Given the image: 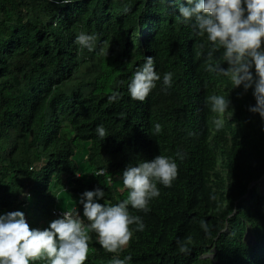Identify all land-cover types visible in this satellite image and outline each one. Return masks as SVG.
Instances as JSON below:
<instances>
[{
  "label": "trees",
  "instance_id": "obj_1",
  "mask_svg": "<svg viewBox=\"0 0 264 264\" xmlns=\"http://www.w3.org/2000/svg\"><path fill=\"white\" fill-rule=\"evenodd\" d=\"M174 12L164 0H0V211L21 209L44 227L52 207L78 210V195L98 183L106 203L125 199L126 164L180 151L171 186L157 183L147 212L129 208L144 230L130 226L115 253L92 235L85 264L125 255L128 264H264V121L247 111L251 90L231 91L229 77L207 70L222 49L208 57L211 44ZM80 32L96 37L94 51L75 43ZM146 56L172 82L134 101L127 84ZM214 94H229L232 116L206 106Z\"/></svg>",
  "mask_w": 264,
  "mask_h": 264
},
{
  "label": "clouds",
  "instance_id": "obj_2",
  "mask_svg": "<svg viewBox=\"0 0 264 264\" xmlns=\"http://www.w3.org/2000/svg\"><path fill=\"white\" fill-rule=\"evenodd\" d=\"M58 2L71 4L73 0ZM164 2L175 10L174 15L182 25H187L196 35L204 36L211 44L208 57L222 49V62L209 63L207 70L229 77L233 85L231 91L239 88L242 93H247L251 90L254 103L247 106V111L258 114L264 121V0ZM75 43L92 52L96 37L80 32L75 36ZM156 81H162V88L166 90L171 85L172 73L166 72L161 77L155 70L153 56H146L132 73L127 93L132 100L142 102L156 86ZM118 97L119 93L114 91L109 100ZM206 106L222 115L231 110L232 116L234 112L229 94L227 97L209 96ZM213 124L216 129L223 127L220 118L214 119ZM154 131L161 132L159 123L154 124ZM261 131L264 132V126ZM95 133L102 140L106 137L102 124L96 126ZM183 158V153L177 151L175 158L158 154L138 164H126L118 177L123 189L127 190L125 199L116 203L104 202L106 190L98 183L78 195V210L61 211L44 227L30 226L21 209L0 211V264H35L41 259L46 264H85L92 235L96 244L107 252L123 250L133 237V231L145 228L143 218L131 214L129 208L147 212L150 200L160 195L157 183L170 187L178 174L176 160ZM104 173L105 169L99 168L92 175ZM210 198L215 199V196ZM200 227L208 234L205 219H201ZM131 259V255L113 256L111 264H128Z\"/></svg>",
  "mask_w": 264,
  "mask_h": 264
},
{
  "label": "built area",
  "instance_id": "obj_3",
  "mask_svg": "<svg viewBox=\"0 0 264 264\" xmlns=\"http://www.w3.org/2000/svg\"><path fill=\"white\" fill-rule=\"evenodd\" d=\"M78 175V173L75 175V176H77ZM64 189V188H63ZM74 208V207H73ZM61 211H71V210H68V209H60V208H57V207H52L51 208V214H52V216H53V218L55 217V215H57V214H59Z\"/></svg>",
  "mask_w": 264,
  "mask_h": 264
},
{
  "label": "rangeland",
  "instance_id": "obj_4",
  "mask_svg": "<svg viewBox=\"0 0 264 264\" xmlns=\"http://www.w3.org/2000/svg\"><path fill=\"white\" fill-rule=\"evenodd\" d=\"M260 188L263 190V187L261 185H260ZM71 199H74V198L72 197ZM73 201H75V200H73ZM104 202H107V201H104Z\"/></svg>",
  "mask_w": 264,
  "mask_h": 264
}]
</instances>
